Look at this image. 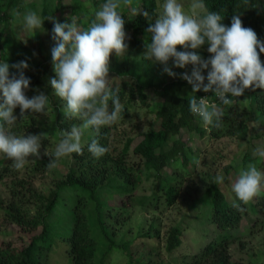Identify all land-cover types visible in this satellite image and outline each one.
I'll list each match as a JSON object with an SVG mask.
<instances>
[{
    "label": "trees",
    "instance_id": "1",
    "mask_svg": "<svg viewBox=\"0 0 264 264\" xmlns=\"http://www.w3.org/2000/svg\"><path fill=\"white\" fill-rule=\"evenodd\" d=\"M143 9L152 16V22L158 17L157 0H140ZM17 0H0V24L8 23L13 17L11 7ZM208 11L220 13L224 19L222 23L230 26L233 15H239L244 27L256 29L254 24L260 15L264 13V2L260 0H203ZM105 3V0L102 2ZM71 8L76 16L84 17V5L81 1L74 4L68 0H56L53 8L48 3L42 10L44 24L51 30L54 27L53 20L47 19L56 12ZM101 6H97V10ZM79 14V15H78ZM125 20L127 38V53L137 50L144 53L145 29L149 22L142 16L132 17L122 13ZM64 23L63 19L56 20ZM259 26V24H256ZM4 29L0 30L1 36ZM264 42V41H263ZM52 39L51 49L55 46ZM209 45L205 43L202 47ZM122 58L115 54L114 64L109 82L114 89H119L121 103L125 110L123 117L130 115L132 108L147 107L153 105L150 90H154L160 103L155 114L159 120V128H150L136 141L128 138L123 148L115 152L111 147V127H102L97 134L94 129L84 130V141L81 143L83 154L73 153L68 157L69 168L65 173H57V178L48 188L47 192H38L34 181L38 176L53 172L55 167H49L53 156L43 154L50 144L48 133H43L26 113L20 116V109L14 110L18 120L10 130L16 135L43 133L40 157H29L24 167V173L28 176L20 177L21 170L13 167L11 160L0 159V182H4L11 195L10 203L4 209V218L14 224L33 231L41 227L39 233L32 235L21 249H15L8 244L0 247V264H49V254L55 251L61 242L65 243L66 250L71 258V264H175L160 262L156 258L145 256L152 251H144L132 257L131 245L134 241L117 240V235L122 233V228L128 224L131 218V208L140 205L157 208L162 202L169 205L177 201L179 188L175 184L176 178L166 174L165 169L173 165L174 159L184 155L187 146L181 139L182 129L197 130L203 126L200 117L191 113L188 97H196L204 94L203 90L192 93V86L178 78L163 81L161 85L155 84L151 78L144 79L145 73L134 70L135 61L130 55ZM261 57L264 58V53ZM260 57V58H261ZM146 63L149 61L144 59ZM264 64V63H262ZM150 71L147 73V75ZM30 78L29 88L26 89L29 98L36 94L40 87L46 86L49 104L52 103L50 93L54 90L50 81L56 77L52 65V56L45 61L34 64L32 72H24ZM207 83V79L205 80ZM191 86V90L185 87ZM244 96L250 98V104L255 111V119L264 125V89H246ZM244 96L238 97L232 106L219 105L224 111L221 128H205L201 134L208 133L212 139H220L225 136L236 135L240 139H247L248 119L247 110L242 108ZM3 102L0 92V103ZM111 108V102H109ZM134 108V109H135ZM258 112V113H257ZM61 116L58 129L62 132L71 131L72 126H80L83 121L79 119H67ZM256 135H259L256 134ZM95 139L106 147L108 152L99 157H94L88 151V145ZM172 140L171 144L169 143ZM169 145L167 146V144ZM10 178L7 181L6 179ZM144 185H148L147 188ZM144 189L148 192L143 191ZM164 197V199H163ZM42 201L43 213L38 218H32V206ZM240 204V209L233 207V202ZM204 220L214 225L215 234L200 249L193 253H186L183 264H264L251 259L236 261L232 259L230 245L236 241L242 244L240 236L244 216L251 214L257 219L264 217V194L248 204L240 203L231 189H223L220 185L212 184L204 197L199 199L196 208H199ZM130 215V216H129ZM154 228V224H151ZM184 228L181 224L173 226L167 237L166 249L173 252L181 244V236ZM142 238L150 237L149 232L140 234ZM64 247V244H62ZM156 245V244H155ZM128 258L124 262L125 258ZM124 258V259H123ZM181 264V263H176Z\"/></svg>",
    "mask_w": 264,
    "mask_h": 264
},
{
    "label": "clouds",
    "instance_id": "2",
    "mask_svg": "<svg viewBox=\"0 0 264 264\" xmlns=\"http://www.w3.org/2000/svg\"><path fill=\"white\" fill-rule=\"evenodd\" d=\"M122 5L128 8L132 17L142 15L149 26L150 42L144 43V59L163 65V72L175 77L177 73L169 67L171 60L178 68L192 66L191 74H181V78L192 86V93L203 90L213 92L225 106H232L229 97H240L246 89H264V64L260 53H264V42L250 27H244L239 15H233L231 25L222 23L224 17L215 11H208L203 0H190L187 8L181 0H164L158 6V17L152 22L148 11L134 5L133 0H105L95 12L87 28L78 25L77 18L71 23L53 20L52 39L56 42L51 49L52 65L56 77L50 83L55 94L66 104L63 112L67 119L83 121L80 126H72L65 132L56 146L49 167L56 161L73 153L82 155L81 139L84 130L92 128L97 134L102 127H111L121 118L125 107L121 103L119 89L109 82L110 57L115 54L122 58L126 52L125 20L120 11ZM14 15L21 13L14 10ZM43 18L36 11L28 10L23 14L24 26L29 31L42 29ZM207 43L211 54L204 59L196 49ZM177 46L183 48L178 51ZM17 72H10V65L0 62V154L13 163L17 170L23 169L29 157H40L43 133L16 135L10 129L18 118L14 110L19 107L20 116L27 114H47L49 97L39 93L29 98L25 90L29 88L30 78L24 74L28 68L25 61L11 65ZM209 69L207 77L203 74ZM207 79V83H205ZM192 114L201 118L205 128H221L224 111L216 104L195 95L188 97ZM111 102V108L109 107ZM88 151L96 158L108 152L93 139ZM47 154V153H46ZM254 155L264 159V148H256ZM199 163V161H196ZM215 184L224 182L223 175L215 177ZM237 200L248 204L264 194V172L256 164L249 163L239 170L232 184ZM240 209V204L233 202Z\"/></svg>",
    "mask_w": 264,
    "mask_h": 264
},
{
    "label": "rangeland",
    "instance_id": "3",
    "mask_svg": "<svg viewBox=\"0 0 264 264\" xmlns=\"http://www.w3.org/2000/svg\"><path fill=\"white\" fill-rule=\"evenodd\" d=\"M76 1H81L84 5V17L74 15L70 7L52 14V17L55 18V21L63 19L64 23H71V18L76 17L78 25L82 28H87L91 20L95 18V12L98 11L97 6H102L104 0H68L71 4ZM261 1L264 2V0ZM163 2L164 0H157V5L159 6ZM181 2L187 8L190 0H181ZM45 3H48L50 8H53L56 0H17L11 7L13 17L9 19L8 23L0 24V30H5L0 40V62L6 61L10 65V72L18 71L11 65L20 61H25L28 64V68L24 69V72H32L36 62L45 61L49 58L52 36L51 30L46 28L44 20L42 29L35 31L27 30L23 21V14L28 10L36 11L43 18L42 10ZM257 3L259 6L261 5L260 0H257ZM133 4L142 7L140 0H133ZM14 10L21 13L20 17L14 15ZM120 11L130 15L128 8L123 5ZM256 24H259V26ZM254 27L256 29H252L263 42L264 13L260 15ZM150 36V33L145 34L144 43L150 42ZM208 47H201L195 51L204 59H208L211 55L207 51ZM177 50L183 51L184 49L177 46ZM125 54H128L127 51ZM128 55H130L132 61H135L133 69H138L140 73H145L146 75L143 78L146 80L151 78L157 85H161L163 81L171 79H182L181 74L187 72L190 75L192 71L191 65L185 68H178L170 60L169 67L172 68L173 72L177 73L175 77H172L163 72V65L158 62L149 61L146 63L142 58L143 53L137 50L130 51ZM261 55L262 53H260V57ZM114 56L113 54L110 57V69L114 64ZM260 59L264 63V58L261 57ZM208 70L205 69L203 71L205 77H207ZM149 71L150 73L147 75ZM109 75V78H111V71H109ZM185 90H191V86L185 87ZM40 91L46 93V86L40 87L36 94ZM149 92L153 100L152 107H139V105L136 108L134 107L135 109L132 108L130 115L125 117L121 115L122 118L116 123V127L113 128L111 147L115 152L123 148L128 138H134L138 141L142 134L150 128L160 127L159 120H157L155 114L160 101L154 90ZM25 94L27 96L26 90ZM244 98L242 108L248 112L245 115L246 119H248L247 139H240L236 135L212 139L208 133L201 134V130H207L204 126L197 130L182 129L181 139L186 144L187 150L184 155L182 154L174 159L171 167L165 169L166 174H169V178H176L175 184L179 188L180 195L177 197V201L171 205L165 201L157 208L140 205L131 208V216L129 215L131 218L128 220V224L122 228V233L117 235V240L134 241V244L131 245L132 257H136V255L144 251L153 250L152 254L145 256L144 259L153 257L160 262L183 264L186 260L184 258L186 253L197 251L215 234L214 225L202 221L204 216L200 210L201 204H199V208L195 207L199 199L205 196L207 189L212 184L217 185L214 182L215 177L218 174L223 175L224 182L219 185L223 189L232 190V184L238 177L239 170L246 168L249 163L256 164L258 170L264 172V159L254 155L256 148H264V125H261L255 119L256 113L251 108L250 98L248 96H244ZM50 99L52 103L48 105L46 115L32 114L30 117L33 118L32 120L41 128L43 133H48L50 144L43 151V154L47 153L46 155L52 156L57 144L65 133L59 131L57 125L62 119L61 116H65L63 108L66 102L55 94V90L50 93ZM258 133L259 135H256ZM84 140V136H82L81 143ZM171 142L172 140L169 143L171 144ZM1 158H4L3 154H0ZM196 161H199V163ZM69 164L68 157L61 158L56 161L53 172L38 176L34 181L38 192H47L50 185L57 178V173L67 172ZM23 176L28 178L26 173H24V168L20 173V177ZM9 179L7 178L6 180L8 181ZM144 187L147 188L148 185H144ZM143 191L148 192L146 189ZM11 198L6 184L0 182V247H5L8 244L19 250L29 241L32 235L40 232L41 227L29 231L22 226L7 221L4 218V209L10 203ZM43 210L44 203L42 201L35 203L32 206V218L40 217ZM152 223L154 224L153 229L151 228ZM178 224H181L184 228L181 236L182 244L170 253L166 249L168 233L173 226ZM144 232H149L151 236L142 238L140 234ZM241 233L242 244L240 241H236L230 245L232 259L246 262L253 259L254 261L263 262L264 217L257 219L251 214L245 215ZM58 242L60 243L56 246L55 251L49 254V264H71V258L66 250L65 243L60 240ZM62 244H64V247ZM127 260L128 258L126 257L124 262Z\"/></svg>",
    "mask_w": 264,
    "mask_h": 264
},
{
    "label": "built area",
    "instance_id": "4",
    "mask_svg": "<svg viewBox=\"0 0 264 264\" xmlns=\"http://www.w3.org/2000/svg\"><path fill=\"white\" fill-rule=\"evenodd\" d=\"M201 97L205 98L209 102V104H216L217 106L223 105L220 102V100L211 91L198 96L197 99H200ZM229 98L232 99L234 102H236L238 99V97H231V96Z\"/></svg>",
    "mask_w": 264,
    "mask_h": 264
}]
</instances>
